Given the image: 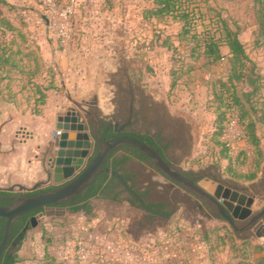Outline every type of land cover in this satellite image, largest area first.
Masks as SVG:
<instances>
[{
    "label": "rangeland",
    "instance_id": "374dc122",
    "mask_svg": "<svg viewBox=\"0 0 264 264\" xmlns=\"http://www.w3.org/2000/svg\"><path fill=\"white\" fill-rule=\"evenodd\" d=\"M182 1L196 25L187 36L177 19H147L150 0H60V6L73 8L71 16L62 18L51 14L43 0H0V134H7L0 141L18 143L14 136L22 125L40 129L46 119L55 125L58 114L65 118L75 103L95 105L109 117L133 92L136 109L140 97L146 99L143 126L172 143L169 156L178 167L247 189V201L261 208L264 46L256 41L251 0ZM222 19L239 32L249 59V77L234 85L252 109L261 155L240 139L233 116L238 112L227 107L234 103L233 89L230 84L223 89L220 82L230 73L228 49L222 48V61L212 63L200 48L205 35L218 32ZM66 61H75L68 70L62 66ZM256 87L259 91L249 100L243 97ZM223 113L228 121L218 140ZM217 141H225L228 151ZM124 155L118 151L116 158ZM9 160L0 156V171ZM120 173L131 178L138 193L151 194L149 203L169 218L151 221L124 190L119 201L91 199L76 213L38 217L25 233L18 264H264L263 241L236 234L225 221L202 217L186 195L169 191L168 180L150 166L132 159L120 166Z\"/></svg>",
    "mask_w": 264,
    "mask_h": 264
},
{
    "label": "flooded vegetation",
    "instance_id": "af4514ba",
    "mask_svg": "<svg viewBox=\"0 0 264 264\" xmlns=\"http://www.w3.org/2000/svg\"><path fill=\"white\" fill-rule=\"evenodd\" d=\"M140 98H141L140 100L141 108L136 109L135 104L138 98H136L135 93L129 92L128 102L122 103L121 107H119L115 111V113L111 114L109 117L106 116V114H104V116H101L100 115L102 114L101 110L97 108L95 105L90 106L89 104H86V106L90 108L88 109V108L81 106L78 103L77 104L75 103L74 105H76V108L70 109L66 113V117L63 119L61 118L59 120V124L57 125V128L60 129V132L64 131V128L66 125H69L70 127H76L77 132H81L82 134L87 133L90 137V140L92 142V148L90 149L91 153H90L89 158L86 160V165L82 168V170L88 165L91 159L96 155L98 148H99L100 141L106 142L110 139H113L119 136L136 137L152 145L154 148H156L155 146H158L159 148H161V150H163V155L160 152L159 153L169 164L174 166L176 169L180 170L183 174H185L189 179L193 180L196 184L200 185L201 183H203L204 184L203 188L207 192H209L211 195L217 196L218 198H221V199L222 198L228 199V200L237 199L242 204V206L236 205L233 208L232 214L236 215L235 220H236V224L238 225V231L236 232L233 229L232 230L236 234L243 235L246 237H256L259 240L264 242V205L259 209H254L252 207V201H250V199L247 201V194H246L247 189H242V188L232 186L226 181L219 179L216 176L211 175V174H206V173L204 174L202 172H199V173L191 172V171L184 170L178 167L176 163L169 156V150L171 148L172 143L169 142L165 138V136L160 134L159 131L156 130L154 133H151L148 129H146L143 126V124H145V119L143 118L142 115H143V111L145 110L144 100L146 99L142 98V96ZM145 111H148V110H145ZM79 127H82L81 131H78ZM57 138L58 136L55 137V140ZM121 150L125 152V155L121 159H117L116 153ZM127 155H133L134 159H136L137 161L142 162L147 166H150L154 170L155 174H159L165 179H167L169 182V185L167 186L168 190L171 192H174L175 190L178 191L177 196L180 198H183L186 195L191 200L189 202L191 208L196 209L202 217L207 218L209 220L225 221L208 201H206L205 199H202L201 197L197 196L190 190L180 186L179 184L165 177L152 164V162L149 160L148 157H146L143 153H141L135 148H132L129 146L120 147L112 154L111 158L108 160L104 168L109 167L111 169H115L120 172V166L123 163L127 162L125 160ZM103 175H110V174H107V173L100 174L96 178V180L99 179ZM124 176L128 179V182L130 184L131 178L126 175ZM61 185L62 184L58 185V184H54L53 182H50L47 185H42L38 187V189L35 191L24 192L23 194L25 196H32V195L38 194L39 189H42L43 191H48V190H52L57 187H60ZM130 185L138 193V191L135 189V186H133L132 184ZM88 188H86L79 195L77 199L72 200L68 204H65L63 206L54 208L56 212H59L60 214H62L60 212L62 210H65L67 212L68 209L72 205L85 208L87 203L83 197ZM231 189L239 191L243 197L241 196L238 197V195H236L235 192H233ZM121 190H123V188H121ZM138 194L140 195V198H136L132 195L131 197L133 198L134 201H137L140 204L141 208L145 212H147L151 221H153L156 217H160L162 220H166L169 218V215H165L159 209V206L156 207L152 205L151 203H149L148 199L149 197L152 196L151 194L150 196L146 194H140V193ZM19 195H20L19 191L7 192V191L0 190V207L8 206V205L15 203ZM252 197L256 199L257 194L253 195ZM141 199L143 200V202H141ZM31 213H33V215L30 217L29 221L26 222L25 228H27L29 224L33 225L35 222L33 221V219L36 220L38 217H40L41 213H45V209H40V210L31 212ZM258 214H260V216L256 219L255 217ZM20 218H18L16 221H18ZM20 224H21V221H20Z\"/></svg>",
    "mask_w": 264,
    "mask_h": 264
},
{
    "label": "water",
    "instance_id": "95a60500",
    "mask_svg": "<svg viewBox=\"0 0 264 264\" xmlns=\"http://www.w3.org/2000/svg\"><path fill=\"white\" fill-rule=\"evenodd\" d=\"M81 129L82 127H79L78 131H81ZM123 146L137 149L148 157L152 164L165 177L208 201L221 215L223 220H225L234 231H238V225L235 220L236 215L232 214L233 208L236 206V199H221L211 195L203 188V183L200 185L196 184L180 170L169 164L156 148L136 137L119 136L106 142L100 141L96 155L82 170L86 165V160L90 156L92 142L87 133L82 134L76 131V127L66 125L64 131L60 132L56 139V145H54V147L57 148L56 151L50 155L44 164V167L48 168L46 169L48 183L53 182L58 185L62 184L60 187L48 191L39 189V193L32 196H25L23 193L35 191L41 184L34 188H26L22 185L0 188L2 191L15 192L16 189H18L20 192L15 203L0 207V217L6 219L4 235L0 243V260L10 242L12 226L18 218L40 209H45V213H41L40 215L41 220L59 215L60 213L56 212L54 208L63 206L77 199L100 174H110L111 177L118 181L125 192L136 198H140V195L132 188L128 179L123 174L109 167L104 168L112 154ZM141 202H143L142 199ZM60 212L62 214L66 213L65 210ZM259 216L260 214L255 218L257 219ZM33 221H35V219H33Z\"/></svg>",
    "mask_w": 264,
    "mask_h": 264
},
{
    "label": "trees",
    "instance_id": "16d2710c",
    "mask_svg": "<svg viewBox=\"0 0 264 264\" xmlns=\"http://www.w3.org/2000/svg\"><path fill=\"white\" fill-rule=\"evenodd\" d=\"M60 1V0H58ZM111 2V0H107ZM152 7L145 11L147 19H159L165 17H172L177 19L179 22L183 23L184 35L187 36L191 33V30L196 27L193 23L192 11L188 3L182 0H150ZM254 16L257 25V43L261 46H264V0H251ZM1 16V14H0ZM213 34L208 33L201 40V49L203 50V55L212 63H218L224 59L222 53V48L226 47L229 51V62H230V73L228 75V80L226 82H220L223 89L228 88L230 84L233 89V104L227 105L229 108H235L237 115H233L237 119V123L240 127V139L243 140L246 144L255 148L257 152L261 155L262 152V143L261 139L257 134V125L255 121L251 118L252 109H250L247 104L244 103V98L236 95V86L234 81L244 80L247 77V63L249 61L246 54L245 48L239 38V32L235 31L224 19L221 20V26ZM217 34L219 36L217 37ZM252 73V71L250 72ZM255 81H252L254 83ZM49 89H55V87H50ZM230 89V88H228ZM260 87H256L252 94L244 93L243 97L246 99L251 97L254 93L258 92ZM220 102V105H223L222 97L217 99ZM224 113L220 115L219 120V131L217 133L218 140H220L226 130L227 125H222L225 120ZM228 121V120H227ZM218 145L223 146L224 152L228 151L227 143L225 141H217ZM156 149L163 155V150L158 146H155ZM226 154V153H224ZM228 158V155H225ZM134 159L133 155H127L125 160ZM255 175L251 177L254 179ZM121 186L118 181L111 177L110 175H103L97 179L92 185L86 190L84 194V199L88 203L91 199H105L111 201H119ZM79 206L72 205L68 211L70 213H76L80 210ZM33 213H28L16 221L12 226L11 239L6 247L0 264H18L19 262V250L22 246L23 240L25 238V233L30 227L31 224L25 228V224L29 221ZM21 221V224H20ZM6 219L0 217V243L3 239L5 231ZM48 264V263H42Z\"/></svg>",
    "mask_w": 264,
    "mask_h": 264
},
{
    "label": "crops",
    "instance_id": "0c3cea01",
    "mask_svg": "<svg viewBox=\"0 0 264 264\" xmlns=\"http://www.w3.org/2000/svg\"><path fill=\"white\" fill-rule=\"evenodd\" d=\"M73 62L67 63L66 61L62 63V66L64 65L68 70V66L71 65L72 67ZM61 114L63 113L58 114L59 117L57 116L58 120L54 122L55 125H51L47 119L40 129L34 128L33 125H22L24 127L21 126L20 132H16L14 136L18 143L13 144L12 140L9 142L6 139L0 141V156L2 160L5 162L7 159H10L9 164H4V167L0 171V188L17 185L34 188L39 184H41L40 186L48 184L46 172L48 168H45L44 164L57 149L54 145H56L55 137L60 132L57 125L62 118ZM12 123H14L13 120L9 121L6 125H11ZM1 133L2 138L7 137L6 133L3 131Z\"/></svg>",
    "mask_w": 264,
    "mask_h": 264
},
{
    "label": "built area",
    "instance_id": "2783aa9c",
    "mask_svg": "<svg viewBox=\"0 0 264 264\" xmlns=\"http://www.w3.org/2000/svg\"><path fill=\"white\" fill-rule=\"evenodd\" d=\"M44 5L47 10L50 11L51 14H56V16L67 17L69 14H73V8L70 5H65V7L60 6V2L57 0H43ZM63 29L67 30V27H63Z\"/></svg>",
    "mask_w": 264,
    "mask_h": 264
}]
</instances>
